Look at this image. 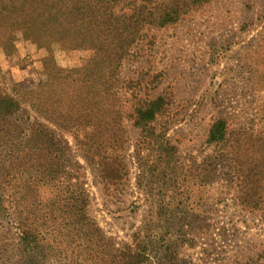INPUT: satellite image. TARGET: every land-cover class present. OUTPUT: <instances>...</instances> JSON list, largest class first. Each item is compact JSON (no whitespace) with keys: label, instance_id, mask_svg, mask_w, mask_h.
Here are the masks:
<instances>
[{"label":"rangeland","instance_id":"374dc122","mask_svg":"<svg viewBox=\"0 0 264 264\" xmlns=\"http://www.w3.org/2000/svg\"><path fill=\"white\" fill-rule=\"evenodd\" d=\"M1 44L0 92L17 100L21 112L6 127L0 122V264H31L16 226L22 219L28 223V214L44 227L45 264H93L74 227L61 221V182L44 173L37 190H28V115L52 139L49 161L56 164L65 150L70 166L79 164L87 214L114 250L131 246L135 234L155 225L162 233L168 230L177 264H264V202L257 208L237 202L225 188L226 162L212 177V189L204 175L205 161L214 156L206 139L216 119L226 120L229 132L243 135L240 139H264V0H210L175 24L148 30L120 70L126 85L133 82L118 106L127 138L126 177L108 188L81 159L74 140L82 126L88 131L95 126L89 116L77 123L80 107L89 115L98 107L90 96L83 105L81 97L71 96L80 78L69 73L90 52L56 44L38 48L20 33L13 48ZM159 96L166 109L153 134H162L176 160L160 155L153 143L140 144V131L127 118L134 102ZM36 102L40 110L31 104ZM52 197L55 202L48 205Z\"/></svg>","mask_w":264,"mask_h":264},{"label":"trees","instance_id":"16d2710c","mask_svg":"<svg viewBox=\"0 0 264 264\" xmlns=\"http://www.w3.org/2000/svg\"><path fill=\"white\" fill-rule=\"evenodd\" d=\"M209 1L0 0V44L4 42L1 44L4 50L7 48L5 45L13 48L15 34L20 33L23 39L38 48L49 49L56 44L69 51L90 52L91 57L79 69L69 73L80 78L78 88L71 96L76 99L81 97L82 105L90 96L98 107L90 115L86 107H80L78 112L81 113L77 114L80 121L77 117L75 120L79 125L82 118L86 122L89 116L95 126L90 131L82 126L80 132L74 135V140L81 159L94 170L105 188L120 183L126 177L122 150L127 138L120 124L122 117L118 106L120 98L129 91L133 82L126 85L120 77L123 62L136 55L138 44L148 30L175 24ZM139 84L135 83L136 86ZM87 89L89 95L85 92ZM106 103L107 107L103 109ZM31 104L36 110L41 109L37 102ZM130 109L127 118L140 131V144L149 147L153 143L161 149L160 155L176 160V152L165 139L163 142L162 134H153L157 117L166 109L165 99L159 96L153 100L137 101ZM19 112V102L0 92L1 125L6 127L13 123L12 119ZM9 130L6 128L3 131L5 136H8ZM27 131L28 190H37V179L44 173H49L52 181L61 182L63 195L57 198L61 221L74 227L81 242L79 247L89 255L93 264H177L168 230L162 233L155 225L149 226L143 235L135 234L131 246L114 250L87 214L88 199L79 164L75 162L73 167L70 166L65 150H61L63 159L56 164L49 161L46 150L47 145L53 146L50 144L52 139L47 138L46 129L37 118L28 115ZM240 136L243 135L229 132L223 118L213 121L206 144L215 150L214 156L205 161L206 185L212 189V177L226 162L229 173L224 176L225 188L233 192L241 205L257 208L264 202V139H240ZM54 202L52 197L48 205ZM16 226L18 240L28 252V261L45 264L48 248L40 233L43 225L34 224L28 214V223L22 219ZM151 227L158 230L155 232ZM164 236H167L166 242ZM77 264L86 263L78 261Z\"/></svg>","mask_w":264,"mask_h":264}]
</instances>
